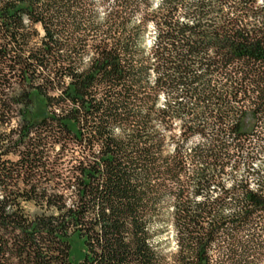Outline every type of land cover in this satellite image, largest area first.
<instances>
[{"label":"trees","instance_id":"trees-1","mask_svg":"<svg viewBox=\"0 0 264 264\" xmlns=\"http://www.w3.org/2000/svg\"><path fill=\"white\" fill-rule=\"evenodd\" d=\"M0 264H264V0H0Z\"/></svg>","mask_w":264,"mask_h":264},{"label":"rangeland","instance_id":"rangeland-1","mask_svg":"<svg viewBox=\"0 0 264 264\" xmlns=\"http://www.w3.org/2000/svg\"><path fill=\"white\" fill-rule=\"evenodd\" d=\"M37 30L39 31L41 35V30L39 26H36ZM153 35V30L150 26H148L146 30V42H149L151 40V37ZM165 98V94L161 93L159 94V100H163ZM44 109V106L40 99L34 98L33 103L31 105V114L30 116L32 118H37L42 114ZM14 123V121H13ZM241 173L237 172L236 176L239 177ZM226 184V183H225ZM218 190L214 189L212 194L217 195ZM25 210L29 213H35L37 212V208L34 207L31 203H24ZM163 232L159 234V239L161 240L162 246L164 247V252H170L174 245V238H173V229L169 222H166V224L163 226ZM81 251V246L78 241H75V243L72 246L71 255L75 259L79 256Z\"/></svg>","mask_w":264,"mask_h":264}]
</instances>
